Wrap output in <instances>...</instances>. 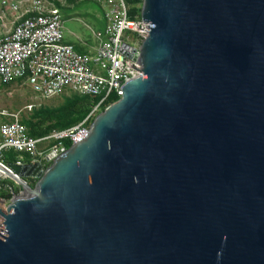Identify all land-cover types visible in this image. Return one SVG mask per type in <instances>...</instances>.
Listing matches in <instances>:
<instances>
[{"label": "water", "instance_id": "water-1", "mask_svg": "<svg viewBox=\"0 0 264 264\" xmlns=\"http://www.w3.org/2000/svg\"><path fill=\"white\" fill-rule=\"evenodd\" d=\"M140 19L142 77L47 168L9 165L0 264H264V0Z\"/></svg>", "mask_w": 264, "mask_h": 264}, {"label": "built area", "instance_id": "built-area-1", "mask_svg": "<svg viewBox=\"0 0 264 264\" xmlns=\"http://www.w3.org/2000/svg\"><path fill=\"white\" fill-rule=\"evenodd\" d=\"M61 1L0 0V22L13 15L11 28L0 33V88L21 83L42 99L68 90L77 96L99 97L100 101L77 125L42 138L29 136L18 112L0 111V194L6 196H0L3 212L22 194L11 185H16L15 176L4 152L16 154L12 164L40 163L47 168L51 163L47 157L53 160L67 150L64 142L72 146L88 135L89 124L111 95L119 99V90L130 77H142L137 72L141 67L135 63L140 44L148 36L146 22L140 17L129 18L126 0H94L103 10L105 26L93 34L97 47L89 54H81L64 42L60 11L53 5ZM126 33L136 35L133 45Z\"/></svg>", "mask_w": 264, "mask_h": 264}, {"label": "rangeland", "instance_id": "rangeland-1", "mask_svg": "<svg viewBox=\"0 0 264 264\" xmlns=\"http://www.w3.org/2000/svg\"><path fill=\"white\" fill-rule=\"evenodd\" d=\"M60 6L63 27L71 31V25H73L76 28V34L82 44L86 46L96 45L97 42L93 34L98 31L102 32L105 26L102 8L94 0H63L62 3H59ZM71 15H74L76 19L71 21ZM12 16L9 14L3 23L0 22V33L4 31L3 28H11ZM126 35L130 38L129 44L133 45L136 35L132 33H126ZM67 37L70 36L66 34ZM74 95L72 92L65 90L50 99H42L35 95L26 85L13 83L0 88V111L18 112L21 121L29 120L34 111L59 108L64 104L66 99ZM4 155L7 165L15 162L16 154L4 152Z\"/></svg>", "mask_w": 264, "mask_h": 264}, {"label": "trees", "instance_id": "trees-1", "mask_svg": "<svg viewBox=\"0 0 264 264\" xmlns=\"http://www.w3.org/2000/svg\"><path fill=\"white\" fill-rule=\"evenodd\" d=\"M129 6V18L140 17V6L142 0H126ZM118 100L116 95H111L100 109L101 113L107 106ZM100 101L99 97L72 96L65 100L64 104L55 109H39L34 111L29 120H22L29 136L32 138H42L54 130H64L80 123L90 113L91 108ZM92 123V122H91ZM90 123V124H91ZM89 124V126H90ZM65 148H70L69 142H64ZM10 183V182H9ZM27 184L33 188L35 181L27 180ZM15 192H20V187L14 185ZM6 197L5 194H0Z\"/></svg>", "mask_w": 264, "mask_h": 264}, {"label": "crops", "instance_id": "crops-1", "mask_svg": "<svg viewBox=\"0 0 264 264\" xmlns=\"http://www.w3.org/2000/svg\"><path fill=\"white\" fill-rule=\"evenodd\" d=\"M62 2H63V0L61 2L54 3L53 5L55 7H57L60 11L61 6L59 7V3H62ZM73 19H76V18H74V15H71V21H73ZM61 21H62V17H61ZM62 23H63V21H62ZM3 29L6 30L5 28H3ZM98 32H101V31H98ZM63 34H64V42L66 44L72 45L76 49V51L81 53V54L93 53L97 47V44L93 45V46H86V45L82 44L80 39L78 38V36L76 34V28L73 25H71V31L69 29H65L63 27ZM66 34H68L71 37V42H70V37L66 38Z\"/></svg>", "mask_w": 264, "mask_h": 264}]
</instances>
